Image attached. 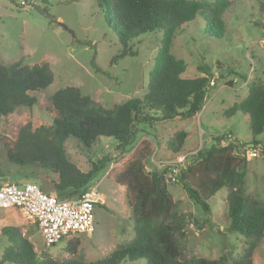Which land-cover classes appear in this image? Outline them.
<instances>
[{
  "label": "rangeland",
  "instance_id": "obj_1",
  "mask_svg": "<svg viewBox=\"0 0 264 264\" xmlns=\"http://www.w3.org/2000/svg\"><path fill=\"white\" fill-rule=\"evenodd\" d=\"M197 1L210 9H224L221 17L230 37L219 40L205 36V20L199 14L173 41L172 53L186 63L188 76H204L199 66L210 72L211 85L203 110L184 121L156 124L154 129L145 126L132 145L123 150L116 148L113 139L101 138L86 149L76 138H69L65 144L67 156L82 172H89L92 163L109 158L104 170L85 191L97 194L94 233L80 235L78 253L72 255L67 251L69 241L46 247L38 229L16 209H1L0 262L10 246L8 237L2 234L8 226L21 227L22 235L42 258L46 255L66 264L104 261L135 239L134 196L117 181L128 165L143 161L148 174L172 172L174 163L186 169L199 150L211 148L214 137L222 134H232L237 139L236 155L248 161L244 192L253 200L264 201V135L257 138L263 145L255 149L249 118L241 114L230 119L224 116L226 110L244 101L251 83H264V15L258 10L264 0ZM33 3L44 9L47 17L34 11ZM103 15L95 0H27L26 5L0 0V63L10 65L22 59L30 66L48 63L54 74L52 85L34 94L38 98L36 107L0 117V165L9 179L7 182H13V175L22 171L8 159V151L14 148L20 129L28 124L33 129L53 125L57 113L52 108V96L58 90L79 88L82 94L107 108L145 94L161 35L149 34L136 40L131 48L138 55L115 61L121 45ZM182 131L188 137L183 148L177 150L176 136ZM148 151L150 156L145 157ZM33 169L34 173L43 171L39 167ZM52 175L58 178L57 174ZM165 180L176 203L175 213L186 216L182 251L185 261H190L188 264L199 258L222 257L227 264H233L252 245H255L252 264H264V237L253 243V239L230 230L228 189L210 201L212 211L207 214L188 199L181 178L172 183L165 175ZM122 264L146 263L138 260Z\"/></svg>",
  "mask_w": 264,
  "mask_h": 264
},
{
  "label": "trees",
  "instance_id": "obj_2",
  "mask_svg": "<svg viewBox=\"0 0 264 264\" xmlns=\"http://www.w3.org/2000/svg\"><path fill=\"white\" fill-rule=\"evenodd\" d=\"M95 1L121 45L115 61L126 56L136 57L138 52L131 48L136 40L149 34L161 35L145 94L107 108L82 94L79 88L58 90L52 96V108L57 113L53 125L33 129L28 124L20 129L14 148L8 151V159L22 171L13 175V182H7L9 179L0 165V187L6 183L29 182L38 185L46 194H55L59 200L78 199L104 170L109 158L92 163L89 172H82L67 156L65 144L69 138H76L86 149H91L101 138L113 139L116 148L123 150L132 145L145 126L154 129L156 124L184 121L203 110L211 85L210 72L199 66L204 76H188L186 63L172 53L173 41L199 14L205 20V36L229 40L221 17L224 9H210L197 0ZM258 10L264 15V3ZM53 82L54 74L48 63L30 66L23 59L10 65L0 63V117L21 112V109L32 110L38 105L34 94L46 90ZM237 114L249 118L252 143L255 149L261 148L263 144L257 138L264 135V83H251L244 101L226 110L224 116L230 119ZM187 137L183 131L177 134V150L183 148ZM236 140L232 134L218 135L212 147L199 150L186 169L178 167L182 169L181 182L188 199L207 214L212 211L210 201L220 191L228 189L226 202L231 232L256 243L264 237V201L253 200L244 192L248 161L245 157H237L239 144ZM149 156L150 152L145 155ZM145 165L143 161L131 162L117 177L134 196L135 239L95 264L138 260L146 264L190 262L185 261L182 251L186 216L175 213L176 203L166 185L165 175L171 181V171L148 174ZM35 167L43 171L34 173ZM52 174H57L58 178ZM2 234L8 237L10 246L1 264H66L37 255L34 245L22 235L19 226L5 227ZM80 244L79 238L70 240L67 251L76 255ZM254 249L252 245L245 256L233 264H252ZM191 263L227 264V259L199 258Z\"/></svg>",
  "mask_w": 264,
  "mask_h": 264
},
{
  "label": "built area",
  "instance_id": "obj_3",
  "mask_svg": "<svg viewBox=\"0 0 264 264\" xmlns=\"http://www.w3.org/2000/svg\"><path fill=\"white\" fill-rule=\"evenodd\" d=\"M26 5L27 0H17ZM172 181L180 174L173 169ZM96 193H84L78 199L59 200L44 193L34 183H6L0 187V210L16 209L43 237L46 247L70 241L80 235L90 236L95 230Z\"/></svg>",
  "mask_w": 264,
  "mask_h": 264
},
{
  "label": "water",
  "instance_id": "obj_4",
  "mask_svg": "<svg viewBox=\"0 0 264 264\" xmlns=\"http://www.w3.org/2000/svg\"><path fill=\"white\" fill-rule=\"evenodd\" d=\"M31 8L43 17H47L48 15L44 9H42L40 6L36 5L35 3L31 4Z\"/></svg>",
  "mask_w": 264,
  "mask_h": 264
},
{
  "label": "clouds",
  "instance_id": "obj_5",
  "mask_svg": "<svg viewBox=\"0 0 264 264\" xmlns=\"http://www.w3.org/2000/svg\"><path fill=\"white\" fill-rule=\"evenodd\" d=\"M254 146V145H253ZM169 165H173V164H169ZM178 165H181V164H176V166H175V163H174V168H179L180 169V174L176 177V182L178 181V178L180 179L181 178V171H182V169L180 168V167H178ZM181 167H183V165H181ZM173 171V170H172ZM171 177L173 178V172H171ZM172 178H171V182L172 183H176V182H173L172 181Z\"/></svg>",
  "mask_w": 264,
  "mask_h": 264
},
{
  "label": "crops",
  "instance_id": "obj_6",
  "mask_svg": "<svg viewBox=\"0 0 264 264\" xmlns=\"http://www.w3.org/2000/svg\"><path fill=\"white\" fill-rule=\"evenodd\" d=\"M196 117V116H195Z\"/></svg>",
  "mask_w": 264,
  "mask_h": 264
}]
</instances>
